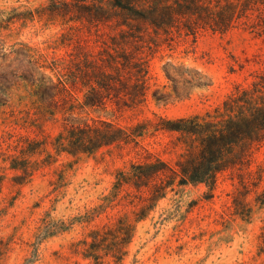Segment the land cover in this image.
<instances>
[{
  "label": "rangeland",
  "instance_id": "1",
  "mask_svg": "<svg viewBox=\"0 0 264 264\" xmlns=\"http://www.w3.org/2000/svg\"><path fill=\"white\" fill-rule=\"evenodd\" d=\"M49 1L0 0V264H93L73 245L90 242L95 230L112 227L118 217L133 226L120 264H264V204L255 202L264 190V142L248 168L220 175L213 190L204 184L175 187L137 223L134 209L123 202L99 207L117 171L145 154L132 146L78 156L53 149L68 117L129 127L212 113L236 85L250 80L257 58L264 59V39L234 30L165 43L147 58L143 105L75 106L69 113L62 101L49 102V77L55 79L49 66L66 62L76 46L98 52L108 30L48 17L43 8ZM76 94L81 102L82 93ZM174 143L167 134L142 141L170 165L182 152ZM13 159L25 160L26 170L12 168ZM233 200L250 215L236 214ZM101 264L115 262L105 257Z\"/></svg>",
  "mask_w": 264,
  "mask_h": 264
},
{
  "label": "trees",
  "instance_id": "2",
  "mask_svg": "<svg viewBox=\"0 0 264 264\" xmlns=\"http://www.w3.org/2000/svg\"><path fill=\"white\" fill-rule=\"evenodd\" d=\"M43 8L48 17L80 23L97 32L108 30L96 53L74 47L69 59L49 66V102L58 100L72 113L83 110L133 109L147 100L148 57L163 45L180 38L196 40L203 33L226 34L242 30L264 39V0H50ZM103 35V34H102ZM246 85L238 84L222 103L202 116L160 118L129 127L102 119H65L63 132L53 142L57 153L92 155L111 147L132 146L145 157L118 170L110 193L99 207L105 210L116 201L131 206L134 222L144 220L175 187L204 184L213 190L218 177L230 170L247 168L254 150L264 142V59ZM76 93H82L78 101ZM167 134L182 150L174 165L150 153L143 145L148 135ZM22 163V166H21ZM24 161L13 159L12 168L26 170ZM260 179V176H259ZM244 189L249 186L241 182ZM123 194V195H122ZM243 195V194H242ZM264 204V190L255 198ZM241 218L251 210L233 200ZM239 207V208H238ZM133 238V226L118 217L112 227L91 234V241L73 245L84 260L101 264L110 257L120 264L125 246Z\"/></svg>",
  "mask_w": 264,
  "mask_h": 264
}]
</instances>
